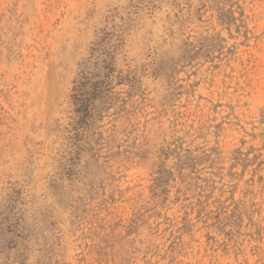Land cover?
Returning <instances> with one entry per match:
<instances>
[{
	"label": "rangeland",
	"instance_id": "rangeland-1",
	"mask_svg": "<svg viewBox=\"0 0 264 264\" xmlns=\"http://www.w3.org/2000/svg\"><path fill=\"white\" fill-rule=\"evenodd\" d=\"M0 264H264V0H0Z\"/></svg>",
	"mask_w": 264,
	"mask_h": 264
},
{
	"label": "trees",
	"instance_id": "trees-1",
	"mask_svg": "<svg viewBox=\"0 0 264 264\" xmlns=\"http://www.w3.org/2000/svg\"><path fill=\"white\" fill-rule=\"evenodd\" d=\"M85 84H86V82H80V84H78V86L75 88L76 90H83V88L85 87ZM74 96H76V95H74ZM79 100V99H78ZM86 100V102L85 101H78V102H81V105H80V107H79V111H86V112H88L89 111V108H90V105H89V103L87 102V99H85Z\"/></svg>",
	"mask_w": 264,
	"mask_h": 264
}]
</instances>
